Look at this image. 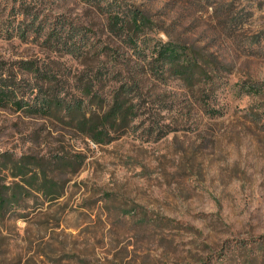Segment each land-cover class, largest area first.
Instances as JSON below:
<instances>
[{
  "label": "rangeland",
  "instance_id": "obj_1",
  "mask_svg": "<svg viewBox=\"0 0 264 264\" xmlns=\"http://www.w3.org/2000/svg\"><path fill=\"white\" fill-rule=\"evenodd\" d=\"M118 14L130 36L147 21L142 48L186 49L182 76L137 73ZM72 26L96 42L84 56L45 40ZM0 63L44 90L0 101V264H264V0H0ZM126 83L148 114L100 123L104 101L129 112ZM73 97L102 136L70 118Z\"/></svg>",
  "mask_w": 264,
  "mask_h": 264
},
{
  "label": "trees",
  "instance_id": "obj_2",
  "mask_svg": "<svg viewBox=\"0 0 264 264\" xmlns=\"http://www.w3.org/2000/svg\"><path fill=\"white\" fill-rule=\"evenodd\" d=\"M134 11L129 10L128 16H131ZM132 13V14H131ZM132 17V16H131ZM113 19V20H112ZM112 19L109 23V28L111 31V34L116 36V37H122L121 41L123 45L127 49H134L136 53V59L138 60L139 63H141L143 66L141 67V71H138L137 73H144L147 74L152 80L163 83L166 81V74L167 72L170 71V69H173V72L175 75L181 77L183 72L182 67L179 65V61L182 59V52L186 51V49H176L173 46H165L162 45L160 48L156 50V46H153V48L149 47L146 43V46L142 48L138 40L136 39L135 36L139 37L140 33L143 31V27L146 26L147 21L145 19H142L140 21V27L138 25L136 26L133 24L134 28L137 29L135 32V36H130L127 34L126 28V22L121 18V16L114 15L112 16ZM38 17L33 16L31 18V21H29V27L33 32L38 33L43 30V28L40 26V23L37 22ZM36 26V27H34ZM124 34V35H123ZM20 38L25 39L26 33L23 31L20 34ZM46 42L49 45H53L54 48L58 51H65L67 54L71 55H81L84 56L85 54L89 53L94 47L92 43L96 42H91L89 39H85V34H81L79 29L76 27L72 26L67 31L64 32H56L54 29L49 31V33L46 34ZM105 51H111L113 50L109 46L104 47ZM113 52L118 54V51ZM102 70L105 75L109 73V68L103 67ZM137 70V69H135ZM200 71V73H203L201 69L197 68V65L192 66V72L190 74V77H182V79L189 80V83H192L191 81L194 78V75L196 74L197 71ZM12 72V71H11ZM89 71L87 70L86 73ZM100 74V70L98 71ZM78 82H76L77 88L83 89L84 93H90L93 90L94 85H88V83H85L82 77H79ZM125 88V89H124ZM25 89H29L30 91L33 90H39V91H44L42 85H32L30 83H22L17 81L15 74L11 75L10 72H5L3 71V66L2 63H0V101L2 102H7V100L13 99L18 96L19 92H25ZM126 90V94L129 98V100H133V104L129 108V112L125 113L123 111L124 108V103L118 102V98L121 96L122 91ZM125 92V91H124ZM2 94V95H1ZM98 99V100H96ZM117 101H104L103 104L110 105L109 109L105 112L104 110H101V114H103V117L101 118L100 115L95 116V124H92V122L87 118L85 115L81 113V106L80 102L76 100L75 97L70 99L69 101L66 102V108L68 115L72 120L76 122V125L78 128L82 130H88L91 135L94 137H100L104 133L99 130V123L97 120L100 118V123L105 124V123H112L115 121V119H119V122H124L127 117H125L127 114L130 113V111L134 110V114L131 116L133 118H143L146 114H148V107L145 103V99L143 96H141V90L140 87L138 86H133V85H122L120 88V91L118 93ZM24 98H21L17 102L14 101V103L21 108V106L25 105L27 101H24ZM102 100L100 97L96 98V96L92 95V102L91 104L94 103V101H101L102 105ZM51 105L55 103L54 99H52L49 102ZM23 104V105H22ZM43 105H39L41 107ZM31 107V105H29ZM33 107V106H32ZM51 108V107H50ZM103 108V105H102ZM101 108V109H102ZM12 189L10 199L11 200H16L18 197H21L24 195V189L20 185H15V187L9 188V190Z\"/></svg>",
  "mask_w": 264,
  "mask_h": 264
}]
</instances>
